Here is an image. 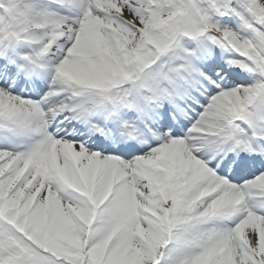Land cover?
<instances>
[{
	"label": "snow or ice",
	"instance_id": "6c2138e0",
	"mask_svg": "<svg viewBox=\"0 0 264 264\" xmlns=\"http://www.w3.org/2000/svg\"><path fill=\"white\" fill-rule=\"evenodd\" d=\"M0 264H264V0H0Z\"/></svg>",
	"mask_w": 264,
	"mask_h": 264
}]
</instances>
